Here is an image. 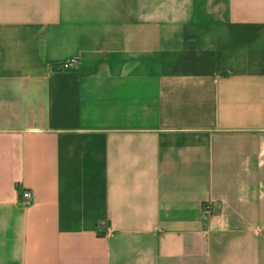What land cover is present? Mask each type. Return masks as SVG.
I'll use <instances>...</instances> for the list:
<instances>
[{
  "label": "crops",
  "instance_id": "1",
  "mask_svg": "<svg viewBox=\"0 0 264 264\" xmlns=\"http://www.w3.org/2000/svg\"><path fill=\"white\" fill-rule=\"evenodd\" d=\"M0 264H264V0H0Z\"/></svg>",
  "mask_w": 264,
  "mask_h": 264
},
{
  "label": "built area",
  "instance_id": "2",
  "mask_svg": "<svg viewBox=\"0 0 264 264\" xmlns=\"http://www.w3.org/2000/svg\"><path fill=\"white\" fill-rule=\"evenodd\" d=\"M73 62H75V59H69V60L63 61V62L61 63V65H62L63 68H67V67H69ZM30 195H31V194H30V192H29L28 190H25V191H23V193H22V196H23L24 198H26V199H29V198H30ZM209 210H210V205H209V203L203 205V213H204V214L208 213Z\"/></svg>",
  "mask_w": 264,
  "mask_h": 264
}]
</instances>
